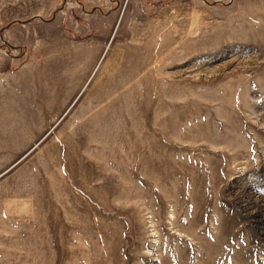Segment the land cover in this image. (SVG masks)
<instances>
[{
  "label": "rangeland",
  "instance_id": "374dc122",
  "mask_svg": "<svg viewBox=\"0 0 264 264\" xmlns=\"http://www.w3.org/2000/svg\"><path fill=\"white\" fill-rule=\"evenodd\" d=\"M25 100L0 264H264V0H0Z\"/></svg>",
  "mask_w": 264,
  "mask_h": 264
},
{
  "label": "crops",
  "instance_id": "0c3cea01",
  "mask_svg": "<svg viewBox=\"0 0 264 264\" xmlns=\"http://www.w3.org/2000/svg\"><path fill=\"white\" fill-rule=\"evenodd\" d=\"M17 105L18 106H15L16 111H13L14 114L12 112L10 116L1 114L2 112H0V137L5 136L4 140L9 138L12 140L17 139L21 142L20 145L22 144L23 146H26L27 142L22 140H24L25 134L28 133L30 123H33L34 121L30 117L33 103H30L29 100H25L17 103ZM5 131H10L12 137H10L8 132L6 133Z\"/></svg>",
  "mask_w": 264,
  "mask_h": 264
},
{
  "label": "bare ground",
  "instance_id": "6f19581e",
  "mask_svg": "<svg viewBox=\"0 0 264 264\" xmlns=\"http://www.w3.org/2000/svg\"><path fill=\"white\" fill-rule=\"evenodd\" d=\"M80 62V61H79ZM79 64V63H78ZM77 71V70H76ZM81 73H84V72H81ZM73 83V82H72Z\"/></svg>",
  "mask_w": 264,
  "mask_h": 264
}]
</instances>
